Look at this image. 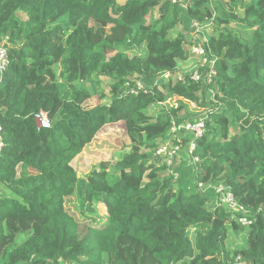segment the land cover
Segmentation results:
<instances>
[{"label": "trees", "instance_id": "obj_1", "mask_svg": "<svg viewBox=\"0 0 264 264\" xmlns=\"http://www.w3.org/2000/svg\"><path fill=\"white\" fill-rule=\"evenodd\" d=\"M192 21L208 63L174 80ZM0 37V264H264V0H0ZM192 104L207 112L198 170L168 169L155 152L173 124L189 141ZM120 123V158L77 173ZM199 182L229 187L251 225ZM231 231L245 242L227 244Z\"/></svg>", "mask_w": 264, "mask_h": 264}, {"label": "built area", "instance_id": "obj_2", "mask_svg": "<svg viewBox=\"0 0 264 264\" xmlns=\"http://www.w3.org/2000/svg\"><path fill=\"white\" fill-rule=\"evenodd\" d=\"M184 7L186 6L184 5ZM190 27L194 33L202 34V27L197 22L192 21ZM205 41L206 39L202 38L200 42H197L191 47L192 55L202 59L204 65L208 63V59L206 57V50L203 46V43H205ZM9 47V38L0 37V78L4 75L10 63ZM200 68L195 69L192 73V79L194 81H200L202 78V74L199 71ZM213 74L215 73L213 70H211L208 76L209 81H211V76ZM165 77L168 78V75H166ZM178 80H182V76L178 77ZM211 93L214 95V92ZM35 121L39 128L49 129L52 126V122L45 112L37 114L35 116ZM206 121L207 118L205 116H202L194 119L192 122L185 123L182 126V128L184 129L183 132L188 134L190 137L189 141H187L186 143L184 142L183 137L178 134V130L180 128L177 125L173 124L171 128V134L157 149V151L155 152V156L163 159V162L167 165L168 169H171L173 165L180 164L182 160V155L184 153V156H187L184 160L194 169V172H196L200 163V159L195 156V150L197 147L196 143L197 140L202 138L206 132ZM1 133L2 125L0 123V153L3 148ZM171 174L174 176L175 180L178 179V173L171 170ZM198 185L200 190H202L203 192H207L209 189L215 191V193L217 194L216 204L218 206L224 207L226 212L230 216L235 218L240 225H242L243 227H249L251 225V220L247 216L246 209L238 202L229 187L219 184L206 188L204 184L200 182L198 183ZM234 264L247 263L238 258Z\"/></svg>", "mask_w": 264, "mask_h": 264}, {"label": "rangeland", "instance_id": "obj_3", "mask_svg": "<svg viewBox=\"0 0 264 264\" xmlns=\"http://www.w3.org/2000/svg\"><path fill=\"white\" fill-rule=\"evenodd\" d=\"M125 0H121V3H124ZM153 9V8H151ZM153 13L148 14L146 16L147 20L150 21L151 17L154 15H158V10H151ZM138 14V12H137ZM183 26H179L172 33L173 36H177L180 32H183ZM213 29L209 30L210 32ZM191 42H200L204 36L202 34H193L187 37ZM191 54L190 58L185 62L179 63V76L175 77L174 80H178V77L184 76L188 73H192L195 69L200 68L204 65V62L199 57L192 55L191 49L189 50ZM167 81L168 78L165 77ZM108 103V102H107ZM191 113L194 114L196 118L202 117L207 114L206 110L199 109L196 105L192 104ZM152 115H158L160 112L159 108L153 107L151 109ZM194 117V118H195ZM126 135L123 124H116L105 127L98 137H96L89 145L86 146L84 151L78 156L74 162L73 167L77 171V173L84 175L92 170L94 167H99L103 162H112L115 163L121 154L123 153L122 143L125 144ZM187 156L182 155V160L186 159ZM113 169V168H111ZM30 230L24 229V232H29ZM24 235L18 234L15 240L22 241L24 239ZM246 234L238 233V232H230L229 238L227 240V244H242L245 242ZM12 240H7V243H10Z\"/></svg>", "mask_w": 264, "mask_h": 264}]
</instances>
